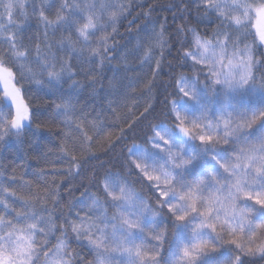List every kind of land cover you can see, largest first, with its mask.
Returning <instances> with one entry per match:
<instances>
[{"label": "snow or ice", "instance_id": "1", "mask_svg": "<svg viewBox=\"0 0 264 264\" xmlns=\"http://www.w3.org/2000/svg\"><path fill=\"white\" fill-rule=\"evenodd\" d=\"M0 86V264H264V0H0Z\"/></svg>", "mask_w": 264, "mask_h": 264}, {"label": "trees", "instance_id": "2", "mask_svg": "<svg viewBox=\"0 0 264 264\" xmlns=\"http://www.w3.org/2000/svg\"><path fill=\"white\" fill-rule=\"evenodd\" d=\"M133 2L135 4L136 0H133ZM142 2H144L146 5H150L153 3H155L157 5H161V4L171 2V0H142ZM139 11H140L139 8L134 7L132 15H136V13ZM165 14H167V13H165ZM130 18L131 17H129V19ZM127 23H128V21L124 20L120 26L121 36L118 39L120 40L121 45H123L124 43L130 42L135 35L134 31L133 32H126L125 31ZM253 25H255V21H253ZM33 27H35V25H33ZM202 30H204V29H202ZM252 31L255 32V27H253ZM169 59H171V57H169ZM173 65L175 66V61H173ZM180 70L181 69L177 68V71H180ZM182 70L185 71L187 74H190V73H188L187 69H182ZM109 75H110V73H109ZM128 75L130 77L134 76V70H130ZM169 78H170V70L168 67L165 66L159 81H157V87L154 88V90H153L155 97L160 101V103L157 105L158 111L160 108L163 107L165 87H166V84H167V81L169 80ZM144 91H145V89H143V87L141 86L140 88L135 89V91L132 94L135 96H142ZM84 95H85V97H87V93H85ZM88 102L90 105L95 103L97 105V108H99L101 106V104L103 103L102 101H94L91 98H88ZM140 103H143V101H140ZM41 111H46V109H41ZM55 131L56 130L54 129L52 133H49V132L43 133V136L45 138V143H48V142L55 143L56 142V136L54 135ZM137 143H139V141H137ZM128 146L131 147V141H129ZM117 151H119V149H117ZM54 155L55 154H53V157H54ZM22 164H24V160L21 157L20 153H18L16 150L15 141H10L7 149L2 154H0V173H5L8 169L14 168L15 174L17 175V177H24L27 180H29L30 182H32L34 186L38 187L37 169L34 166L33 167L25 166V168L22 169L20 167V165H22ZM32 164L35 165V161H32ZM133 179H135V177H133ZM5 182L8 183V181H5ZM137 191L141 192V194L144 195L145 197H151L152 196V192L147 187H144L143 189H141L140 186L137 185ZM76 196H77V198L79 197L78 192L76 193ZM73 246L75 247V245H73ZM83 251L86 253L87 249L85 248V249H83ZM225 255H227L226 252H225Z\"/></svg>", "mask_w": 264, "mask_h": 264}, {"label": "rangeland", "instance_id": "3", "mask_svg": "<svg viewBox=\"0 0 264 264\" xmlns=\"http://www.w3.org/2000/svg\"><path fill=\"white\" fill-rule=\"evenodd\" d=\"M2 87V86H1Z\"/></svg>", "mask_w": 264, "mask_h": 264}]
</instances>
